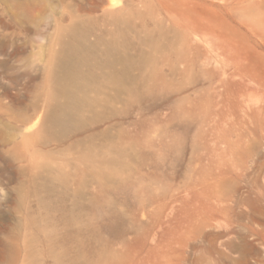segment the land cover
Listing matches in <instances>:
<instances>
[{
  "label": "rangeland",
  "instance_id": "1",
  "mask_svg": "<svg viewBox=\"0 0 264 264\" xmlns=\"http://www.w3.org/2000/svg\"><path fill=\"white\" fill-rule=\"evenodd\" d=\"M0 264H264V0H0Z\"/></svg>",
  "mask_w": 264,
  "mask_h": 264
},
{
  "label": "bare ground",
  "instance_id": "2",
  "mask_svg": "<svg viewBox=\"0 0 264 264\" xmlns=\"http://www.w3.org/2000/svg\"><path fill=\"white\" fill-rule=\"evenodd\" d=\"M85 33L79 29L69 30V39L66 42L61 58V76L58 83V92L65 98L62 104H56L47 114L43 121L36 118L33 126L38 125L47 131H67L77 125V117L84 106L87 98L83 89L89 84L91 75L89 71L92 61L95 59V52L92 47L85 44ZM118 50L117 44H110L107 53L115 55ZM94 63V62H93ZM128 63V62H127ZM128 69H123L114 75L118 83H122ZM62 263V260L60 259Z\"/></svg>",
  "mask_w": 264,
  "mask_h": 264
}]
</instances>
